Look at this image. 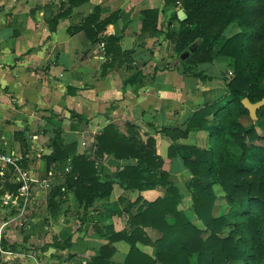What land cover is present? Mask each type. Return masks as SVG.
<instances>
[{
    "label": "trees",
    "instance_id": "1",
    "mask_svg": "<svg viewBox=\"0 0 264 264\" xmlns=\"http://www.w3.org/2000/svg\"><path fill=\"white\" fill-rule=\"evenodd\" d=\"M87 1L68 0L69 10ZM178 2L182 3L187 19L180 21L176 11L168 21L172 24L165 29L161 26L159 32L174 44L179 59L183 60L182 56L188 53L182 61L185 70L189 72L187 65L192 63L218 58L233 60L232 76L225 79L227 99L200 106L187 120L185 132L207 133L209 149L177 141L168 149V157L179 159L191 175L193 210L205 228L184 220L180 210L183 196L170 181V173L164 170V159L157 153L154 137L143 141L134 132L128 136L110 123L95 136L96 151L91 157L87 152H77V144H67L58 132L52 142L53 152L45 157L46 168L72 156L63 190H72L85 210L109 199L115 186L124 191L164 189L163 195L151 201L140 197L127 207V228L115 231L111 226L105 227L101 234L108 243L101 246L89 264H264V148L252 145L262 139L258 129H264V106L258 109L257 120L248 125L241 122L243 116H249L242 101L248 98L255 103L264 99V0H164L165 6ZM159 13L158 9L146 11V24L157 29ZM98 17L95 13L70 31H83L95 44L112 21L98 23ZM231 26L240 31L227 37L223 33ZM103 40L109 55L121 37L106 36ZM192 46L194 52L190 50ZM193 76L204 83L216 79L203 71ZM141 80V73H136L126 84ZM71 115L79 123L85 122L81 115L75 112ZM126 125L129 129L134 126ZM156 132L170 136L166 128ZM231 144L237 146L238 152L230 150ZM104 154L136 163L125 164L114 176L103 178L99 162ZM215 184L222 187L223 197L215 195ZM12 187L15 192L17 186ZM221 199L227 207L224 213L215 216V207ZM227 227L231 228L229 234L221 236ZM146 229L155 231L158 237L152 239ZM120 241L130 248L125 260L116 262L115 243ZM66 242L53 246L63 250L67 248ZM147 246H152L154 252L143 248Z\"/></svg>",
    "mask_w": 264,
    "mask_h": 264
},
{
    "label": "crops",
    "instance_id": "2",
    "mask_svg": "<svg viewBox=\"0 0 264 264\" xmlns=\"http://www.w3.org/2000/svg\"><path fill=\"white\" fill-rule=\"evenodd\" d=\"M69 9L68 0H0V130L3 128L11 133L1 140L5 139L8 145L14 144L5 151L22 153L23 150L32 176L48 184L43 187L36 183L35 190H49L57 175L69 172L72 162L71 156L46 168L45 157L53 152L55 138L51 127L60 124L57 117L61 115L65 118L62 124L71 123L73 127L65 128L63 133L59 131L62 138L67 144L79 142L91 157L96 151L95 136L113 123L128 136L134 132L143 141L154 137L157 153L164 159V170L170 174L183 171L179 159L168 157L173 143L171 137L156 131L163 128L186 130L188 118L199 108L194 102L203 100L201 87L211 81L202 82L177 63L169 39L160 34L161 26L165 29L172 24L168 21L173 9L166 7L164 0H88ZM156 9L160 11L157 29L146 24L145 16L146 11ZM95 13L99 15L98 23L112 21L100 34V41L93 44L83 31L70 29L81 26ZM106 36L121 37L109 55L104 49ZM136 73H141V82L126 84ZM72 112L81 115L85 122L79 123L76 119L70 122L68 117H73ZM127 123L133 124V128L129 129ZM16 135L25 141L22 150L18 142L12 141ZM163 144L166 146L164 152L161 150ZM35 152L41 153L39 163ZM100 162L111 170L115 166V171L119 166L136 163L107 154ZM61 166L65 167L58 172ZM42 168L44 173H41ZM124 195L127 191L115 186L109 199L96 204L115 210L116 206H121ZM105 212H108L105 217L110 218L115 227L116 213ZM93 220L101 228L100 219L94 217ZM35 225H39L38 221ZM23 229L9 231V238L6 234L1 239V245L2 240L5 244L3 248L0 245V250L20 257L11 263V256L0 253V264H35L37 254L42 251L26 245L25 240L30 239L32 233L23 234ZM72 236L71 248L60 250L47 245L44 254L55 251L61 255L71 251L76 253L75 259H83L81 264H89L101 246L108 243L96 231L88 235L75 232ZM18 237H24V241L17 242ZM34 242L39 244L38 240L31 244ZM79 244L83 245L81 251L77 250ZM119 244L115 243L114 261L123 262L128 252L123 253Z\"/></svg>",
    "mask_w": 264,
    "mask_h": 264
},
{
    "label": "rangeland",
    "instance_id": "3",
    "mask_svg": "<svg viewBox=\"0 0 264 264\" xmlns=\"http://www.w3.org/2000/svg\"><path fill=\"white\" fill-rule=\"evenodd\" d=\"M167 7V6H166ZM168 7H171L173 9V13L179 10H183L182 3H177L173 5H169ZM240 29L236 26H231L227 28L224 31V35L227 37H231L238 33ZM171 47L174 51V44L169 40ZM192 48L195 51L194 46ZM193 51V52H194ZM192 52V51H191ZM175 53V51H174ZM176 61L177 63L182 64L183 63L181 59L177 57L176 54ZM233 60L227 59V58H218L211 62L206 63H192L188 64L187 68L189 69V72L194 74L197 72L203 71L207 75L216 77V80L213 82L211 81L208 85L201 87L202 92V99L200 102H194L197 105L203 106L206 103L213 102L216 100H224L227 96V88L225 84V79L227 77L232 76L233 71ZM185 67V66H184ZM186 68V67H185ZM204 89V90H203ZM58 118V123H60L58 126L54 125L51 128L53 130L51 131L54 136H56V133L61 131L63 133L64 129H72V124H66L63 125L62 121L65 120L61 115ZM70 118L69 121H73L75 119L74 117H68ZM66 118V119H68ZM252 121L250 115H245L241 118V122L245 125L250 124ZM88 123V122H87ZM187 124V123H186ZM84 124H81L83 126ZM169 130V129H168ZM179 131L176 129H170V137L172 141H177L178 143L182 144H195L200 147H206L209 149L208 144L206 143V137L207 133L201 132V131H191V132H185ZM259 135L262 137V139L257 140L252 145L257 148H264V129H258ZM11 135L10 132H5L2 128L0 130V140L2 136ZM16 135L15 140L19 143L20 150L24 149L25 141H23L22 138H17ZM12 139V138H11ZM49 143V142H48ZM70 144V143H69ZM77 147L76 150L79 153H86L84 147H82L79 142L76 143ZM14 144H7V141L5 139H2L0 141V152L8 150L10 146H13ZM157 146V145H156ZM16 147V146H14ZM13 147V149H15ZM161 150L164 152V147L166 149V146L163 144L161 146ZM157 149V147H156ZM230 150L233 152H238V148L235 145H230ZM85 151V152H84ZM158 151V150H157ZM23 153V150H22ZM36 155V162L41 161V153H34ZM33 154V156H34ZM39 163V162H38ZM99 169V174L101 177H112L116 174L118 169H121L123 166H119L117 171H115V166L111 170L110 168H107L106 166H101ZM37 164V163H36ZM124 165V164H122ZM36 167H39L38 165ZM42 167V166H41ZM40 167V170H41ZM45 167V166H44ZM65 166H61L59 169H57L58 172L62 171V169ZM62 168V169H61ZM39 169V168H38ZM115 171V172H114ZM45 171L42 168L41 173H44ZM114 172V173H113ZM67 173L65 172L63 176L57 175L55 179L52 182V186L49 188V190L44 191L42 189H37L33 192V195L31 196V200L29 202V206L27 208L26 214L27 217H17V212L15 210H8L6 206L3 204L7 196H10L13 192V173L11 170L7 168H3V166L0 164V245H1V239H4V235H8L9 238V231H21L23 229V234H27V231L29 233H32L30 239H26L25 243L28 246L36 247V250H41V254H37V257L35 259V264L37 260L42 259L47 264H56L57 262L60 264H81L83 263V259H75L76 253L68 252L69 254H61L57 255V253L54 251L51 254L47 255L44 254V251L46 252L45 246L51 245L53 246L56 243L64 244L66 241L67 247H72L70 242H72V234L79 232L80 234L87 233V235L91 232L96 231L97 233L105 229V227L111 226L114 230L119 229V231L122 229H125L128 227V217L129 213L127 212V207L129 205H133V203L136 202L138 198L141 197V199H145L147 201H151L155 199L158 195L164 194L163 188H151L144 191H138V190H128L127 195L123 197V200L121 201V206H116L115 210H110V207L107 206L104 208L102 205L94 204L93 207L89 208L88 210H85L84 207L80 206L78 201L75 199L74 193L72 190H63L66 188V177ZM112 173V174H111ZM109 174V175H108ZM170 181L173 182L176 186H178L180 193L183 196L182 203L180 204V210L182 213V216L184 220L187 222H192L195 225H197L200 228H205L203 223L197 218L196 214L193 210V201H192V192H193V184L191 175L188 172V170L183 171H174L170 174L169 177ZM35 186V185H34ZM214 192L215 195L219 198L223 197L225 192L223 191L222 187L219 184L214 185ZM130 191V192H129ZM126 194V193H125ZM124 200L126 201L124 203ZM124 204V205H123ZM227 207V204L225 200L221 199V201L217 202V205L214 210L215 216H219L222 213L225 212V208ZM105 211H112L116 213V223L115 227L114 224L110 221V218H106L105 216L108 215V212ZM116 209L118 211H116ZM128 214V215H127ZM93 217V218H92ZM95 219H100V226L99 224L94 222ZM99 217V218H97ZM25 219H27V222H25ZM35 221H38V226L35 225ZM102 221V222H101ZM25 223V225H24ZM231 228L227 227L224 229V231L220 234L221 236H227L230 232ZM147 234L152 237V239H156L158 237V233L151 229H147ZM28 235V234H27ZM28 237V238H29ZM70 237V238H69ZM106 240H108L106 237H104ZM18 239V240H17ZM17 242L21 243V241H24L23 238H17ZM69 239V240H67ZM39 241V244L37 245L35 242L31 244V241ZM15 242V243H17ZM18 243V244H19ZM120 243L119 248L123 250V253H127L129 251V245L125 241L116 242ZM3 248V245H1ZM17 246V244H15ZM83 245L79 244L77 247L78 251L82 250ZM148 247V248H147ZM145 249L149 252H154V249L152 246H147ZM16 248V247H15ZM4 251V250H3ZM2 249L0 250V253L11 256V263L16 261L15 259H18L20 257L19 254H15L12 252H3ZM11 254V255H10ZM19 255V256H18Z\"/></svg>",
    "mask_w": 264,
    "mask_h": 264
},
{
    "label": "built area",
    "instance_id": "4",
    "mask_svg": "<svg viewBox=\"0 0 264 264\" xmlns=\"http://www.w3.org/2000/svg\"><path fill=\"white\" fill-rule=\"evenodd\" d=\"M31 139H37V136H31ZM0 164L3 168L12 171L13 185L17 186L15 192L7 196L3 204L10 211L15 210L17 217H24L31 200V196L35 191L34 184L38 183L43 187H47L46 180H37L32 176L30 168L27 166L26 157L17 151L0 152ZM11 253V252H10ZM36 264H47L42 259L37 260Z\"/></svg>",
    "mask_w": 264,
    "mask_h": 264
},
{
    "label": "water",
    "instance_id": "5",
    "mask_svg": "<svg viewBox=\"0 0 264 264\" xmlns=\"http://www.w3.org/2000/svg\"><path fill=\"white\" fill-rule=\"evenodd\" d=\"M178 18L180 21H185L187 19V14L185 13L184 10H179L178 11ZM192 52L194 51V49L191 47L190 49ZM188 57V53L184 54L182 56V59H186ZM244 107L248 110L249 112V115L251 117V119L253 121L257 120L258 116H257V111L258 109H260L261 107L264 106V99L258 101V102H251L248 98H245L243 101H242Z\"/></svg>",
    "mask_w": 264,
    "mask_h": 264
}]
</instances>
